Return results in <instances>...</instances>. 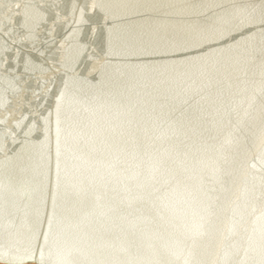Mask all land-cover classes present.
Instances as JSON below:
<instances>
[{"label":"water","instance_id":"obj_1","mask_svg":"<svg viewBox=\"0 0 264 264\" xmlns=\"http://www.w3.org/2000/svg\"><path fill=\"white\" fill-rule=\"evenodd\" d=\"M97 3L95 56L77 64L73 0H0V27L40 6L26 43L47 40L57 64L33 74L52 92L0 72V114L17 101L52 112L50 145L21 155L0 126V263L36 264L25 257L42 250L43 264H264V37L160 55L258 19L264 3ZM106 14L119 26L107 55ZM171 174L183 182L161 188Z\"/></svg>","mask_w":264,"mask_h":264},{"label":"snow or ice","instance_id":"obj_2","mask_svg":"<svg viewBox=\"0 0 264 264\" xmlns=\"http://www.w3.org/2000/svg\"><path fill=\"white\" fill-rule=\"evenodd\" d=\"M264 3V0H262ZM82 4V7H81ZM19 9L20 5H16ZM102 5L97 3V0H73V7L71 12L73 16L78 11L80 16L76 23L79 25L76 31L73 33L77 39L78 56L76 63L79 64L82 60L87 59L89 62H93L95 53L89 55L91 45L95 43V38L98 36V29L93 27L92 15ZM40 15V6L37 4L31 11H26L22 15L16 14L10 26L0 27V72H19L20 78L28 77L24 81L25 85H30V81L35 79L37 88L43 89V92H52V89L48 87L50 77L43 80L41 83L40 77H34L35 68H41L47 73L48 71L57 70V64L55 57L53 56L51 61L49 59V52L51 46L40 50L41 47L48 44L45 40L38 47L35 42L28 45L26 42L32 39L34 41L35 30L39 29L41 25L36 23L34 16ZM59 17V13H56ZM42 18V17H41ZM67 16L60 22H66ZM118 19L110 15H105V23H113V28L110 30L107 38V48L105 49L106 55L109 54L113 47V34L119 31V26L114 23ZM51 35V33H49ZM259 35L264 37V12L261 13L258 19L249 18L246 20H240L233 28L226 29L217 32L216 30H210L206 33H202L197 37L195 45H183L177 49H173L170 53H160L164 55H187L189 53H200L206 49H212L214 47H220L227 44L229 41L239 42V39L243 41H250L255 39ZM57 41L53 40L52 44H56ZM264 52V48H262ZM67 58L65 57V62ZM98 69L93 67L92 73H95ZM27 91V88L25 89ZM32 95L38 99L42 97V94L37 91H33ZM65 91L61 90L56 93L55 112L57 114L56 120V141H57V168L59 169L60 158V138L63 132L61 127L60 113L65 99ZM187 103V102H186ZM47 112V115H45ZM51 116L52 112L48 111L43 106L35 108L25 105L17 101L16 105L9 109L7 116L0 114V126L8 127V132L5 135L12 137L15 148L13 149L17 155L23 154L30 147H43L45 143L50 145L51 143ZM182 179L179 175L171 174L170 178L165 184L161 185V188L170 187L175 184L179 186L182 183ZM160 189H157L159 191ZM26 259L36 261V264H43L44 256L42 250L37 253L33 251L31 255L25 257Z\"/></svg>","mask_w":264,"mask_h":264},{"label":"bare ground","instance_id":"obj_3","mask_svg":"<svg viewBox=\"0 0 264 264\" xmlns=\"http://www.w3.org/2000/svg\"><path fill=\"white\" fill-rule=\"evenodd\" d=\"M2 264V263H1ZM4 264H6V263H4ZM21 264H27V263H21ZM29 264V263H28ZM32 264V263H31ZM33 264H35V263H33Z\"/></svg>","mask_w":264,"mask_h":264},{"label":"rangeland","instance_id":"obj_4","mask_svg":"<svg viewBox=\"0 0 264 264\" xmlns=\"http://www.w3.org/2000/svg\"><path fill=\"white\" fill-rule=\"evenodd\" d=\"M1 264V263H0ZM2 264H4V263H2ZM28 264V263H27ZM29 264H31V263H29ZM33 264V263H32Z\"/></svg>","mask_w":264,"mask_h":264}]
</instances>
